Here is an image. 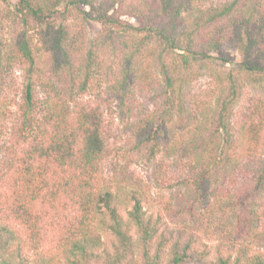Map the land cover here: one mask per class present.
<instances>
[{"label":"trees","instance_id":"obj_1","mask_svg":"<svg viewBox=\"0 0 264 264\" xmlns=\"http://www.w3.org/2000/svg\"><path fill=\"white\" fill-rule=\"evenodd\" d=\"M90 23L101 26L94 37ZM205 74L208 87L193 90ZM248 85H264V0H0V138L14 121L0 148V264H207L194 235L169 234L164 215L211 212L207 191L225 178L216 264H264L241 241L258 220L264 234V96L235 112ZM114 104L147 112L128 165L163 148L186 156L179 208L127 175L123 187L105 181Z\"/></svg>","mask_w":264,"mask_h":264},{"label":"rangeland","instance_id":"obj_2","mask_svg":"<svg viewBox=\"0 0 264 264\" xmlns=\"http://www.w3.org/2000/svg\"><path fill=\"white\" fill-rule=\"evenodd\" d=\"M122 19L125 22L138 25L136 19L131 16L125 15ZM100 27L101 26L97 23H90V36L94 37ZM227 66L232 67L231 64ZM10 74L12 76L13 85L9 89V98L10 101L14 103L11 107L12 111L17 113L22 106L23 71L21 66L15 64ZM208 85L209 78L205 74L194 83L192 88L196 91H202L205 90ZM255 95L264 96V85H248L245 88V96L236 106L235 112L239 114L247 105L246 100L248 97ZM149 101L146 107L151 109L152 105ZM143 103H146L145 100L142 101V104ZM146 114L147 112H143L141 109L138 110V112H128L125 108L119 107L117 104H114L111 109L105 111L106 128L104 130V137L109 149L113 151L111 156L104 163L105 181L108 185H112L113 187H123V185L127 184L121 183V181L126 178L125 175H127L131 177L130 181L133 180L138 183L142 182L150 185L152 201L157 198H162L167 201L173 200L174 206L179 208L176 205V197L179 195L178 193H183L186 190L187 186L184 183V177L189 176L188 172L186 174L182 173V162L186 159L182 150L173 153L170 149L163 148L155 155L147 152L143 156H138L131 165L127 164V153L131 145V140L138 129L139 123L142 122ZM13 123L14 121L12 122V120H10L6 124L8 127V135L0 138V148L4 141L9 138ZM3 161L4 153L0 149V174L6 172ZM167 178H171V180H167ZM225 179H223L220 184L213 185L207 191V198L215 207L211 209V212H208V209L203 206H198L197 214L193 216L183 214L181 217L177 218L172 214H169V216L165 213L164 215L167 219L169 234L174 233V235H176L177 231L183 229L185 233H187V236L190 234L194 235L197 239L198 247L208 252L207 264H216L217 261L216 248L221 241L220 236H218L221 227L217 222L220 217V211L217 207L220 201L223 204V208L226 204V195L221 193V189L224 186L226 187ZM263 206L260 204L258 207L260 211H262ZM159 211H163L162 206L155 205L149 208V213H154L156 216ZM123 214L127 218V211H124ZM206 214H210L211 218H206ZM235 225H237V220H235ZM262 231L260 220H258L255 231L256 237H248L241 241L242 244L246 246V250L249 251L250 255H261L264 258V234ZM103 240H105V238H103ZM53 246L54 245L50 242L44 244L42 251L46 252L44 256L45 259L49 260L52 254V257H54L56 251Z\"/></svg>","mask_w":264,"mask_h":264}]
</instances>
